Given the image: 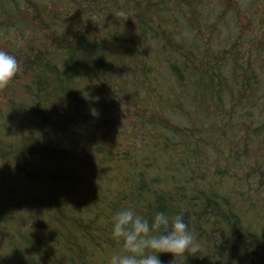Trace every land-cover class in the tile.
Wrapping results in <instances>:
<instances>
[{"label": "trees", "instance_id": "trees-1", "mask_svg": "<svg viewBox=\"0 0 264 264\" xmlns=\"http://www.w3.org/2000/svg\"><path fill=\"white\" fill-rule=\"evenodd\" d=\"M0 49V264H107L129 207L264 264V0H0Z\"/></svg>", "mask_w": 264, "mask_h": 264}, {"label": "clouds", "instance_id": "clouds-1", "mask_svg": "<svg viewBox=\"0 0 264 264\" xmlns=\"http://www.w3.org/2000/svg\"><path fill=\"white\" fill-rule=\"evenodd\" d=\"M23 41H18L22 46ZM20 70L16 56L0 49V88L6 87ZM111 236L122 244L107 264H162L160 253L185 255L199 249L194 231L181 215L170 217L157 211L151 220L132 208L117 211L111 217Z\"/></svg>", "mask_w": 264, "mask_h": 264}, {"label": "rangeland", "instance_id": "rangeland-1", "mask_svg": "<svg viewBox=\"0 0 264 264\" xmlns=\"http://www.w3.org/2000/svg\"><path fill=\"white\" fill-rule=\"evenodd\" d=\"M191 90L192 89H188V90H185L184 92L187 93V94H191ZM196 93V92H195Z\"/></svg>", "mask_w": 264, "mask_h": 264}]
</instances>
